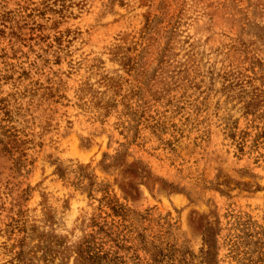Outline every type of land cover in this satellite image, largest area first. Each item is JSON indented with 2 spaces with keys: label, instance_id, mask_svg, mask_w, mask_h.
Listing matches in <instances>:
<instances>
[{
  "label": "rangeland",
  "instance_id": "1",
  "mask_svg": "<svg viewBox=\"0 0 264 264\" xmlns=\"http://www.w3.org/2000/svg\"><path fill=\"white\" fill-rule=\"evenodd\" d=\"M0 264H264V0H0Z\"/></svg>",
  "mask_w": 264,
  "mask_h": 264
}]
</instances>
